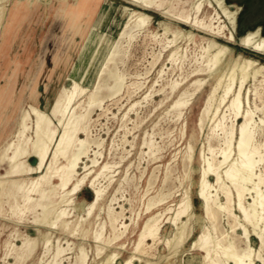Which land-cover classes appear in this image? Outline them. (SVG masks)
Segmentation results:
<instances>
[{
    "label": "bare ground",
    "instance_id": "obj_1",
    "mask_svg": "<svg viewBox=\"0 0 264 264\" xmlns=\"http://www.w3.org/2000/svg\"><path fill=\"white\" fill-rule=\"evenodd\" d=\"M10 1L0 0V36L5 19L8 18V24L17 19L13 14L7 17ZM26 1L23 12L41 0ZM46 1L47 3L53 2V0ZM59 1L61 3L57 13H59L63 28L62 33L57 34L58 37L63 41L70 42L74 41L76 34L84 37L78 62L83 61L86 57L92 36L95 34L98 36L97 46L88 54L90 61L98 59L99 62L94 73L96 80L92 85L85 84L90 73V65L81 70L77 62L78 64L76 63L72 69V74L67 78L71 84L62 85L55 97L50 99L48 92L52 87L51 69L47 70L44 66L45 61L41 63V73L43 77L48 78L42 81L45 85V92L39 96L41 85L35 86L30 95L31 101L22 109L14 131L0 151V222L4 220L2 207L3 197L6 196V202L9 204L12 215L18 218L17 222H22L23 216L27 213L34 214V221L38 226V236L17 231L16 237H21L22 243L18 244L7 240L5 258L13 255L15 262L11 264L24 263L35 254L39 245H43L44 251L47 253L52 246L53 230H61L71 236L77 234L84 238L88 236L87 222L91 223L90 218L97 208L104 209L102 204L107 196V188L114 179V176L109 177L108 184L104 185L101 183L100 177L109 169L114 170L116 166L105 160L100 163V158L98 159L102 154L100 151L95 152V156L91 157L90 151L93 145L104 147V140L91 137V116L96 108L104 109L105 100L116 99L115 101L118 103L120 98H117L120 92L127 89L128 94L132 97V94L144 85L133 82L127 84V73L120 71L118 67L119 61L125 62L134 42L139 39L141 34H144L145 37L150 36L152 40L157 41L156 43L158 41L162 43L165 38L163 51L155 57L152 66L161 59L163 52L171 51L167 58L171 66L163 67L159 71V77L164 82L160 84L158 90L173 94L171 108L177 112V120L184 116L185 110L191 107L195 97L205 89L207 83L211 79L215 81L199 118V128L203 130L207 121L210 130L206 137L207 145L203 143L199 152L201 166L196 191L197 197L202 200L205 211L203 221L209 220L211 225L204 223L201 232L191 242L189 249L185 250V243L188 237L193 236L194 232V227L189 225L191 220L200 221V217H196V213L193 212L191 188L184 191L175 207L168 206L164 211L156 213L153 212V209L161 205L170 194L163 195L161 193L162 196L159 198L157 195L153 196L148 199L146 204V212L149 215L134 243L133 251L128 257L122 259L125 243L117 245V242L124 237L129 224L120 220L123 216L122 212L114 210L116 207L114 208L113 202L117 199L115 193L110 199L107 212L112 228L111 234L106 236L104 233L107 222L100 223L95 230V264H158L165 259L169 261L173 255H177L179 252L185 254L186 251L192 250H201L204 254L197 261L198 256L192 253L188 258L189 264H258V262L264 264V62L261 58L255 57L256 55L252 56L246 51H237L232 46L233 44L242 46L264 55L262 26L249 29L240 35L238 21L241 8L227 0H128L132 4L131 6L118 5L112 0H106L98 16H94L89 11L92 9L94 0ZM115 8L124 21L115 40L107 44L110 46L106 51L99 53L107 35L104 30L118 22L117 17L113 21H109V15ZM85 11H88L86 16H84ZM154 12L165 18L161 21V25L164 27V37L162 38L158 32L150 29L156 14ZM81 17H85L86 20L83 24H78ZM167 19L176 21L178 27L173 29L170 20ZM180 25H185L186 28H181ZM170 32L173 34L172 38L167 37ZM198 33H202L201 38L205 40L206 45L202 44L203 53L200 58H194L195 63L193 62L192 69L185 76V80L189 76L202 74L206 76L196 77L189 87L183 88L180 81L165 77V75L168 74L167 70L172 72L180 70V75L184 74V54L182 46L177 43L184 39L196 43ZM0 48V52L5 50L3 44H0ZM57 60L58 57H55V63ZM149 72L150 70L146 73ZM159 81H155L153 86H157ZM3 91L4 89L1 87L0 105L6 108L13 102V99L11 96L6 98L7 92L3 93ZM252 95L255 99L253 103ZM3 96L6 99L2 98ZM42 96L45 100L44 105L39 102ZM146 98L147 96L143 99ZM256 99L261 101V105L257 103ZM141 102L132 103L122 119L133 120L129 115L130 111ZM168 118L167 120H169ZM186 133L185 124L182 129L183 138ZM81 134H84L85 137H82ZM213 140L217 141V145H213ZM123 141L124 143L127 141L126 134ZM153 141L151 135L146 133L142 145L147 146L148 153L151 155L156 154L157 150ZM121 144L122 142H120ZM129 154L131 153L129 152ZM121 158L124 159V156ZM184 160L190 164L188 166L190 169L184 166L186 170H189L187 176L190 177L195 160L193 144L188 145ZM81 164H83L82 167ZM80 167L82 171H80ZM95 168L97 170L93 174ZM211 176L215 177L214 181ZM86 185L92 189L94 197L84 205V214H78L75 219H71L73 215L71 210L77 208L76 196ZM148 188L150 189V187ZM221 194L226 198L225 201H222ZM70 206L72 208H69ZM234 208H237L241 214H238ZM167 213H171L168 219L176 227L173 235L165 238L170 252L168 255L160 257L159 260L149 259L146 255L150 254L149 250L161 240L163 217ZM219 213L233 220L231 230L218 232L219 224L216 222ZM100 215L101 213L97 220ZM42 226L48 228V232L44 233L40 228ZM239 229L242 230L240 241L242 240L244 245H240L234 237L235 234H239ZM219 233L221 234L218 235ZM252 235L259 240V247L253 245ZM150 240H152V244H150ZM56 242L58 243L52 261L61 264V256H64L63 253L67 249L60 245V238ZM114 244L116 247L110 248ZM96 257L101 260H96ZM89 259V251L82 244L79 247L76 260L74 259V264H88Z\"/></svg>",
    "mask_w": 264,
    "mask_h": 264
},
{
    "label": "rangeland",
    "instance_id": "obj_2",
    "mask_svg": "<svg viewBox=\"0 0 264 264\" xmlns=\"http://www.w3.org/2000/svg\"><path fill=\"white\" fill-rule=\"evenodd\" d=\"M105 1L106 0H94L92 9L89 10L90 13H92L94 16L96 15L98 16L103 8V5L105 4ZM112 1L118 5H129V6L132 5L131 3H129L128 0H112ZM26 2H27L26 0H11L8 3L7 17L13 14L17 17V19H14L15 21H12L13 23L8 24V18H6L4 22V27L2 28V33H1L2 37L0 36L1 38L0 44H3L5 49L4 51L0 52V88L3 87L4 89L3 93H5V91L7 92L5 95L6 98L11 96L13 99V102L10 103L6 108L0 105V151L2 146L5 144L6 140L14 131L18 116L20 115L22 109L27 106V103L29 101H31L30 95L32 91L35 89V86H38L39 84L41 85L39 90L40 92L39 96L45 92V88H44L45 85L42 83V81L43 79H48V78L43 77L41 73V63L45 61L44 66L47 68V70L51 69L50 74L52 75L51 76L52 87L51 90H49L48 92L49 98L51 99L55 97V95L57 94L58 90L61 88L62 85L71 84V82L67 78L72 74L71 72L74 65L79 61L80 48L84 42V37L80 34H76L73 42L66 40L63 41L61 40L60 37H58L57 34L62 33V28H63V26L60 23L61 20L58 15L59 13H57V10L61 3L59 0H53L52 3H47L46 0L37 1L33 5V7L26 9L25 12H23ZM230 2L234 3L236 7L241 8L239 14V21H238L239 22L238 33L240 35L244 34L249 29H254L258 26H261L260 24L255 23V21L251 18V16L247 11L243 10V6L239 1L230 0ZM87 12L88 11L84 12V16H86ZM154 13L156 14L155 17L153 18L150 29L152 31L158 32L160 37L162 38L164 37V27L161 25V21L165 18H163L157 12ZM116 17L118 18V22L114 24V26H111V28H109L108 26L106 30H104L107 33V35L105 37L106 39L104 38L105 41L103 42V45L101 46L99 53L102 51H106L108 46H110V45L107 46V44L110 43V41L112 42L113 40H115L118 30L122 22L124 21V18L119 16L118 10H116L115 8L113 9V11H111L109 15V21L110 22L113 21V19ZM84 20H86V18L81 17V19H79L78 21V24H83ZM167 20L169 21L170 19ZM170 22L172 24L173 29L178 27L176 21L170 20ZM179 27L186 28L185 25H180ZM262 30L264 33V28H262ZM201 35L202 33H198L196 38V43L188 42L185 39L182 40L180 43H177L178 45L182 46V52L184 54V59H185L184 74L180 75L181 73L180 70H176L175 72H172L171 70L169 71L167 70L168 74L165 75V77H170L173 80L180 81L183 85V88L189 87L190 83L196 77L206 76L203 74L192 77L189 76L185 80V76L187 75V73L191 71L192 65L195 63V59L197 57L200 58V55L203 53V50L201 48L202 44L206 45V42L201 38ZM97 37L98 36L96 34L92 36V42L89 45L90 48L89 51L86 53L87 54L86 57L83 59V61L78 62L81 66L77 63L78 66L81 68V70L87 67L88 65H90V73L85 80V84H89V85H92L93 82H95L96 80L94 77L95 76L94 73L96 70V66L99 63L97 61L98 59L93 61H90V59H88V54H90V52L97 46L98 43ZM167 37L172 38L173 34L170 32L167 34ZM138 38L139 39H137V41L134 42L133 46L131 47L130 55L125 59L124 63L119 61L120 63H118L119 64L118 67L120 71L127 73L126 74L127 84H131L133 82V83H141V84L143 83L144 85L136 93H133L132 97L128 94L127 89L120 92L117 98V99L120 98V100H118V103L117 101H115L116 99L105 100L104 109L96 108L94 110L95 113L93 112L92 113L93 115L91 116L92 117L91 137L93 138L95 137L96 139L98 138L99 140H104V147L102 146L98 147L97 145H93L91 147V151H90L91 157L95 156L94 154L95 152L100 151V153H102L98 157V159L100 158L99 159L100 163H102L105 160V161H110L116 165L114 167V170L109 169L100 177L101 183L107 185L108 178L114 176L112 184L109 185L107 188V196L102 204V207L104 209L101 210L97 208L94 211L95 213H93V216H91L90 218L91 223L88 224L87 222V228H89V234L87 237L84 238L80 234L71 236L61 230L60 231L53 230L52 232L53 235L51 239L52 246H50V251L46 253V251H44L45 248L43 247V245H39L35 254L27 261L21 264H44L47 262H49L47 264H51L53 262L52 261L53 255L57 247L58 242L56 241L58 238H60V245H62V247H65L67 249L63 253L64 256H61L62 258L61 264H69V263L74 264L76 260V255L79 251V247L82 244L85 245L89 251L90 259L88 264H95V260H94V257L96 255V244H95L96 242L94 240L95 230L97 229L100 223L107 222L105 229L106 232L104 230V233L106 236H109L111 234L112 228L109 223L107 212H108V205L110 203V199L114 196L115 193L117 199L114 200L113 202L114 208L116 207L114 210L116 212H122L123 216L122 218H120V220L129 224L128 229L124 234V237H122L121 240L117 242V245L118 243L119 244L125 243V249L123 250L122 259L128 257L133 251L134 243L137 241L141 228L149 215V213L146 212V204L148 202V199L153 196L157 195V198H159L162 196L161 193H163V195L170 194V196H168L161 205L153 209V212L156 213L159 211H164V209L167 208L168 206L175 207L176 204L180 201L181 197L183 196L184 191L187 188H191L190 190L193 199V212L196 213L197 215L196 217H200V221L197 219L191 220L189 225L190 227L191 226L194 227V232H193V236L188 237L185 243V250L189 249L191 242L201 232L202 225L204 223H206L207 225H211V221L209 220L203 221L205 211L202 206V200L197 197L196 191L198 187L197 183L199 179V168L201 166L199 152L203 143H206L207 145L206 137H207V133L210 130V125L207 123V121L205 122V128L203 130L199 128L200 127L199 118L201 116L202 108L205 104V100L208 96V93L211 90V87L215 81L211 79L207 83L205 89L195 97L191 107L185 110L184 116L181 119L177 120V115H176L177 112L171 108V103L173 101V96H172L173 94L170 95L168 93H164L158 90L160 88V84L164 82L159 77V71L163 67L171 66V64L168 63L167 61L168 55L170 54L171 51L169 50L163 52V55H161L160 57L161 59H159L160 62L158 61L154 66H152L155 57L161 51H163L162 48H163V44L165 43L164 40L165 38L163 39L162 43L159 41L158 43H156L157 41H155L154 39L152 40L150 36L145 37L144 34H141ZM232 46L237 51H246L252 56L256 55L255 57L261 58L262 61L264 62V55L257 54L256 52L251 51L249 49H245L242 46H237L234 44ZM55 57H58L56 63L54 61ZM146 70L147 71L150 70V72L147 74ZM157 80L160 81L157 83V86L155 85L154 87L153 85ZM145 96H147V98L143 99ZM5 97L3 96L2 98ZM254 100H255L254 96L252 95L251 96L252 103ZM44 101L45 100H43V96H42V99L40 98L39 102L44 105L45 103ZM139 101H142L140 103L141 105L138 104L137 105L138 107L136 106L135 108H133L129 114L133 120L122 119L124 113L127 110H129L130 105L134 102H139ZM256 101L258 104L261 105L260 100L256 99ZM167 118L169 120H167ZM185 124H186L187 133L183 138L182 129ZM146 133H149L151 135L152 141L154 140L153 143L157 147L156 154L151 155V153H148L147 146L142 145ZM125 134L127 141L124 143L123 140ZM81 135L82 137H85L84 134ZM120 142H122L121 145ZM189 144H193L195 146V160L193 162V170L190 173V177L187 176L188 175L187 172H189V170H186L185 168L187 166V169H190V167H188L190 164L189 162L184 160V156L187 153ZM213 145H217L216 140H213ZM129 152L132 155L129 154ZM122 156H124V159L121 158ZM82 165L83 164H81V167ZM81 167H80V171H82ZM95 170L97 169L96 168L94 169L93 174L95 173ZM125 173L128 174L126 175ZM132 174H134L135 176ZM154 176L157 178L154 179L155 178ZM126 178L128 179L127 181ZM130 178L132 179V181ZM211 178L212 181L215 180L214 176H211ZM171 180L173 181L171 182ZM155 182L157 183L155 184ZM146 187L147 188L150 187V189L149 188L147 189ZM118 189L121 190L119 191ZM146 193L147 195L145 196ZM93 197H94V193L92 189H90L88 185L84 186L82 191L76 196L75 204L77 208L75 210L74 209L71 210L73 211L72 212L73 217L71 216V219H75L78 214H84L85 213L84 205L90 202L93 199ZM221 198L222 201L226 200V198L222 194H221ZM6 200L7 197L6 196L3 197L2 217H4V220H1L0 222V264H11L15 262V258L13 255L5 258V253H6L5 244L7 240H11L14 243L16 242L18 244L22 243L21 237H16L17 231H19L20 233H30L32 235L38 236V226L35 224L34 214L27 213L26 215L23 216L22 222H17L18 218L17 216L12 215L9 208V204L8 202H6ZM69 208H72V206H70ZM234 209L238 214H241L240 211L237 210V208ZM99 213H101V215L100 218L97 220ZM170 215L171 213H167L164 215L163 217L164 222L161 229V240L159 241V243H156L154 245L155 247L154 246L152 247L153 250L152 249L149 250L150 254L146 255L147 258L152 260L155 259L159 260L160 257H164L169 254L170 251L165 241V238L171 237L176 230L175 225L171 224V221L168 219ZM166 220L168 223L165 222ZM231 222L233 223L232 219H228L226 216L224 217L223 214L219 213L218 220L216 222L217 224H219L218 232H220V230L221 233L222 231L224 232L226 230H231ZM40 228L44 233L48 232L49 230L45 226H42ZM241 232L242 230L239 229L238 230L239 234H237L238 236L235 234L234 237L236 238L235 240L238 243H240V245H244L242 240L240 241ZM221 233H219L218 235H220ZM252 240H253L252 242L253 245L255 247H259L260 243L257 237L252 235ZM152 243H153L152 240H150V244ZM158 244H160L159 247ZM115 247L116 244H114L110 248H115ZM107 251H109V248H107ZM192 253L198 256L197 261H199L201 255L204 254L201 250H192L189 252L186 251L185 254L179 252L177 255H173L169 261L165 259L163 261H160L158 264H189L190 262L188 261V258L192 255ZM44 255H48V256L45 257ZM96 260H101V259L97 258ZM53 263L56 264L55 262ZM258 264H261V262H258Z\"/></svg>",
    "mask_w": 264,
    "mask_h": 264
},
{
    "label": "flooded vegetation",
    "instance_id": "obj_3",
    "mask_svg": "<svg viewBox=\"0 0 264 264\" xmlns=\"http://www.w3.org/2000/svg\"><path fill=\"white\" fill-rule=\"evenodd\" d=\"M251 18L264 28V0H237Z\"/></svg>",
    "mask_w": 264,
    "mask_h": 264
},
{
    "label": "water",
    "instance_id": "obj_4",
    "mask_svg": "<svg viewBox=\"0 0 264 264\" xmlns=\"http://www.w3.org/2000/svg\"><path fill=\"white\" fill-rule=\"evenodd\" d=\"M228 2H230V0H227Z\"/></svg>",
    "mask_w": 264,
    "mask_h": 264
}]
</instances>
